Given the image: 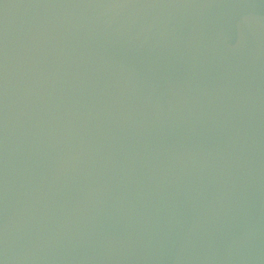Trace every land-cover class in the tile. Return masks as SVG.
<instances>
[{
    "label": "water",
    "instance_id": "95a60500",
    "mask_svg": "<svg viewBox=\"0 0 264 264\" xmlns=\"http://www.w3.org/2000/svg\"><path fill=\"white\" fill-rule=\"evenodd\" d=\"M0 264H264V0H0Z\"/></svg>",
    "mask_w": 264,
    "mask_h": 264
}]
</instances>
